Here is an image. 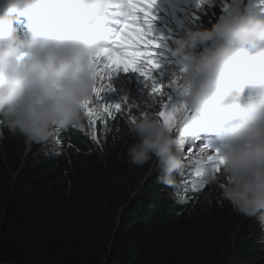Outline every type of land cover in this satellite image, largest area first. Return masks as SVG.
Here are the masks:
<instances>
[{
	"label": "clouds",
	"instance_id": "9594fccd",
	"mask_svg": "<svg viewBox=\"0 0 264 264\" xmlns=\"http://www.w3.org/2000/svg\"><path fill=\"white\" fill-rule=\"evenodd\" d=\"M123 11V0H0V125L36 144L57 139L56 128L79 126L97 84L94 57L108 39L106 22ZM172 54L179 65L171 86L181 97L178 135L157 115L153 98L131 123L138 142L127 149L129 162L155 157L158 179L171 185L159 199L181 203L189 182L174 179L183 169L180 145L214 133L221 138L224 199L264 228V15L254 7L225 15L211 29L188 32ZM214 152L203 148L195 160L201 186L217 176L207 159ZM253 235L264 257V235Z\"/></svg>",
	"mask_w": 264,
	"mask_h": 264
},
{
	"label": "trees",
	"instance_id": "16d2710c",
	"mask_svg": "<svg viewBox=\"0 0 264 264\" xmlns=\"http://www.w3.org/2000/svg\"><path fill=\"white\" fill-rule=\"evenodd\" d=\"M229 2L214 0L207 22L191 15L181 27L207 28ZM166 61L159 77L170 84L179 65ZM132 96L114 118L97 121L95 141L83 120L56 128L60 151L51 156L36 145L25 155L23 135L0 125V264H224L232 254L235 264H264L222 195L224 179L191 189L181 203L150 198L151 184L142 196L127 193V149L138 142L129 112L140 114Z\"/></svg>",
	"mask_w": 264,
	"mask_h": 264
},
{
	"label": "snow or ice",
	"instance_id": "6c2138e0",
	"mask_svg": "<svg viewBox=\"0 0 264 264\" xmlns=\"http://www.w3.org/2000/svg\"><path fill=\"white\" fill-rule=\"evenodd\" d=\"M124 11L115 15H110L108 20L112 23L119 24L117 29L109 28L111 38L108 37L106 44L101 48L94 57L96 65L97 84L93 90V97L84 105V115L88 117L90 126H94L98 120L105 116L113 117L114 113H120L125 103H104L102 102V93L110 87L105 83L110 74L118 70L140 71L146 79L151 80L152 70L158 65L151 59L153 53L150 49L156 47V42L149 38V31L145 25H149L153 19L151 10L155 6V0H123ZM122 17V22L113 20L112 18ZM171 82L168 87L172 86ZM164 85L156 82L152 83L151 92L153 97H161V110L157 115L170 129L174 130L177 125L181 105L170 106L164 99ZM128 107V106H127ZM130 109V107H128ZM145 111L139 115H143ZM131 115V112H129ZM135 121V117L131 119V123ZM96 140V134L93 130L92 137ZM199 147V152L203 148H209L207 145H194L185 148V143H181L180 147L187 153L195 152V147ZM210 149V148H209ZM186 159L191 160L189 155ZM208 161L216 173L220 172L223 165V157L216 150L212 155L208 156ZM197 176L203 177V174L197 172ZM207 184V181H203ZM195 187V186H193Z\"/></svg>",
	"mask_w": 264,
	"mask_h": 264
},
{
	"label": "rangeland",
	"instance_id": "374dc122",
	"mask_svg": "<svg viewBox=\"0 0 264 264\" xmlns=\"http://www.w3.org/2000/svg\"><path fill=\"white\" fill-rule=\"evenodd\" d=\"M200 5L199 9H197V13H203L201 17L207 22V19L209 17L208 11L210 10V7L208 4L212 2V0H199ZM242 0H230V2L226 5L225 10L222 11V14L220 16V19H222L225 15H229L232 13L239 12V9L241 7ZM189 4H184L183 0H155V6L153 7V10L158 11L160 15L163 17L158 16L155 18L156 26L159 30L162 31L159 36L167 37L168 34H178L182 33V35H186L188 32L181 27V24L187 19L189 16ZM240 13V12H239ZM220 19L212 20V25H209L207 28L204 29H211L212 26L217 23ZM149 31V38L152 39L153 36H156L155 32L153 30ZM158 36V37H159ZM182 38H184L182 36ZM156 45L158 41H155ZM157 47V46H156ZM198 52L202 51V48L197 49ZM173 53V52H172ZM168 54L167 57L170 59H176L173 54ZM165 66H162L161 68H156L152 70L151 73V80L146 79L144 75L142 74H136L134 71H128L125 72L123 70H118L115 73H112L111 75L114 78V81L117 83V87L115 91L112 90L111 87L107 88L102 93V102L104 103H112L117 104L122 101L124 98L128 99L129 94H132L133 96L132 101L134 103H137V106L139 109H137V112H143L147 109L144 108L143 103L137 102V100H142L145 102V105L151 103L152 99L155 98L158 102V107L156 108V111L159 112L161 110V97L160 96H154L152 95L151 88L152 83L156 82L159 84L164 85V97L163 99L170 105H177L181 102V97L178 93V91H175L172 87H168L169 84H166L163 79L159 78V74H163V69ZM179 71V67L177 69ZM171 73H175V71H172ZM107 81V79H106ZM105 81V82H106ZM172 82V81H171ZM107 84V85H112ZM112 90V92H111ZM138 92V94H136ZM115 114V113H114ZM137 114L129 115V118L132 119L135 117L136 119ZM140 116V115H139ZM109 118V116H105ZM87 118V119H86ZM83 121L86 123H89V119L87 116L84 115ZM89 125V124H88ZM90 130L93 132L94 126L89 125ZM174 133V132H173ZM25 142V155L29 154L31 152V148L33 145H36V147L39 149L38 152H41L45 156H51L50 154H45L44 151H50V152H56L55 149L57 148V139L56 136L53 135L49 141L36 144V143H29L26 141L25 137L23 136ZM213 140V139H212ZM37 152V153H38ZM159 174V165L156 162V158L153 157L148 163L144 165H133L130 164L128 172L126 176L123 178V182L126 183V186L128 185L129 188H127V193H131L133 196L136 194L137 196H140L142 194V190L145 186H148L150 183L154 182V179L158 178ZM219 179H224L220 173H217V176ZM156 190V189H155ZM155 191H152L153 198H165L169 195L168 192H164L160 190L156 193ZM237 222L240 224H244V230L246 237H251L253 234L260 232V234L264 235V228L261 227L260 223L258 222L256 217H248L240 214L237 211ZM235 221V218L233 219ZM259 234V233H258ZM259 239H262L259 235ZM235 254H232L228 259L225 260L224 264H235L236 259L234 258Z\"/></svg>",
	"mask_w": 264,
	"mask_h": 264
},
{
	"label": "bare ground",
	"instance_id": "6f19581e",
	"mask_svg": "<svg viewBox=\"0 0 264 264\" xmlns=\"http://www.w3.org/2000/svg\"><path fill=\"white\" fill-rule=\"evenodd\" d=\"M181 34L182 33H178V34H176V36H175V34H174V36H175V38H178V39H182V36L183 37H185L186 35H182L181 36ZM176 47V46H175ZM174 47V48H175ZM174 48H173V50H174ZM173 50L172 51H169V50H163V52H161V53H154L153 55L155 56V57H157V58H159V59H164V60H169V61H174V62H176V59H170V58H168L167 57V55L168 54H171L172 52H173ZM197 52H198V50H197ZM177 63V62H176ZM211 140L214 138V136L212 135L211 137Z\"/></svg>",
	"mask_w": 264,
	"mask_h": 264
}]
</instances>
